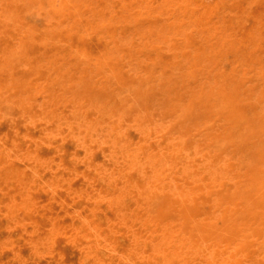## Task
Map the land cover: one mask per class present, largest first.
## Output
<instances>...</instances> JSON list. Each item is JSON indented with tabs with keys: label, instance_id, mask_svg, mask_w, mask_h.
<instances>
[{
	"label": "rangeland",
	"instance_id": "1",
	"mask_svg": "<svg viewBox=\"0 0 264 264\" xmlns=\"http://www.w3.org/2000/svg\"><path fill=\"white\" fill-rule=\"evenodd\" d=\"M64 1L0 0V264H264V0Z\"/></svg>",
	"mask_w": 264,
	"mask_h": 264
},
{
	"label": "bare ground",
	"instance_id": "2",
	"mask_svg": "<svg viewBox=\"0 0 264 264\" xmlns=\"http://www.w3.org/2000/svg\"><path fill=\"white\" fill-rule=\"evenodd\" d=\"M182 1V0H181ZM196 1H198V0H194V1H192L191 0V2H195L196 3ZM202 1V0H201ZM201 1H199V2H201ZM183 2V1H182ZM185 2V1H184ZM183 2V3H184ZM207 2V1H206ZM255 2V1H254ZM53 3V2H52ZM180 3V2H179ZM188 3V2H187ZM190 3V2H189ZM223 3V2H222ZM229 3V2H228ZM64 6L65 7H83V6H90V5H92V3L91 2H88V0H66V1H64ZM182 4V3H181ZM183 5V4H182ZM195 5V4H194ZM200 5H202V3H200ZM199 5V6H200ZM249 5V4H248ZM182 7V6H181ZM194 7V6H193ZM201 7V6H200ZM182 8H186V7H182ZM197 8V7H196ZM248 8V7H247ZM193 9V8H192ZM192 9H190V10H192ZM195 9V8H194ZM134 10V9H133ZM176 10V9H175ZM197 9H195V11H196ZM204 10V9H203ZM206 10H208V9H206ZM230 10V9H229ZM0 11H2V10H0ZM48 11V10H47ZM193 11V10H192ZM190 12V11H189ZM209 12H211L210 11V9H209ZM15 13V12H14ZM57 13V12H56ZM194 13V12H193ZM244 13V12H243ZM13 14V13H12ZM49 14V13H48ZM186 14V13H185ZM197 14V13H196ZM211 14V13H210ZM222 14V13H221ZM252 14V13H251ZM17 15V14H16ZM26 15V14H25ZM191 15V14H190ZM195 15V14H194ZM200 15V14H199ZM15 16V15H14ZM196 16V15H195ZM246 16V15H245ZM186 17V16H185ZM257 17V16H256ZM191 18H192V16H191ZM244 18H246V17H244ZM10 19H11V17H10ZM214 19H216V18H214ZM4 21V20H3ZM5 21H8V19L7 20H5ZM98 23V22H97ZM111 24V23H110ZM97 27H98V24H97ZM256 27V26H255ZM254 27V28H255ZM29 28V27H28ZM169 29V28H168ZM176 29V28H175ZM180 29V28H179ZM189 30V29H188ZM35 31V30H34ZM252 34V33H251ZM170 35V34H169ZM255 35V34H254ZM197 37V36H196ZM48 38H50V37H48ZM46 39V38H45ZM71 41V40H70ZM4 45V44H3ZM152 45V44H151ZM118 47V46H117ZM189 47V46H188ZM226 47V46H225ZM120 48V47H119ZM113 52H115V51H113ZM155 52H157V51H155ZM241 52V51H240ZM86 53H87V49H86ZM18 54V53H17ZM88 55V54H87ZM14 56V55H13ZM180 58V57H179ZM192 60V59H191ZM193 61V60H192ZM222 61V60H221ZM244 61V60H243ZM159 62V61H158ZM160 64V63H159ZM259 64V63H258ZM154 65V64H153ZM257 65V64H256ZM155 66V65H154ZM205 67V66H204ZM262 67V66H261ZM51 68V67H50ZM175 68V67H174ZM143 69V68H142ZM238 69V68H237ZM245 69V68H244ZM31 70V69H30ZM98 70V69H97ZM97 72V71H96ZM36 73V72H35ZM236 73V72H235ZM156 75V74H155ZM157 75H158V73H157ZM248 76V75H247ZM156 77V76H155ZM256 77V76H255ZM231 79V78H230ZM235 79V78H234ZM46 80V79H45ZM227 80V79H226ZM149 81V80H148ZM250 81H251V79H250ZM244 88V87H243ZM260 89V88H259ZM75 91V90H74ZM38 92V91H37ZM185 93V92H184ZM27 94V93H26ZM5 97V96H4ZM141 97V96H140ZM204 98V97H203ZM202 98V99H203ZM137 103V102H136ZM138 104V103H137ZM110 106V105H109ZM180 106V105H179ZM178 106V107H179ZM214 108V107H213ZM258 108V107H257ZM184 110V109H183ZM183 113L181 112V114H179V116H181ZM84 116V115H83ZM116 117V116H115ZM184 117V116H183ZM49 119H51V118H49ZM239 119V118H238ZM136 121V120H135ZM187 121V120H186ZM234 122V121H233ZM236 122V121H235ZM49 123V122H48ZM33 124V123H32ZM142 124V123H141ZM25 125V124H24ZM150 125V124H149ZM237 124H235V126H236ZM181 127H183V126H181ZM149 128V127H148ZM213 128V127H212ZM145 129V128H144ZM235 129V128H234ZM201 130V129H200ZM207 130H208V128H207ZM203 131H204V129H203ZM71 132V131H70ZM207 132V131H206ZM205 132V133H206ZM149 133H150V131H149ZM149 133H148V135H149ZM202 133V132H201ZM202 134H204V132L202 133ZM189 135V134H188ZM55 136H56V133H55ZM90 136H92V135H90ZM159 136V135H158ZM39 139H40V137H39ZM172 139V138H171ZM193 139H194V137H193ZM218 138H216V140H217ZM81 140V139H80ZM173 140V139H172ZM224 141V140H223ZM222 140H221V142H223ZM246 140H244V142H245ZM65 142V141H64ZM146 142V141H145ZM171 142V141H170ZM217 142H220L219 141V139L217 140ZM4 143V142H3ZM171 143H173V142H171ZM216 143V142H215ZM5 144V143H4ZM224 144H226L225 142H224ZM216 145V144H215ZM214 145V146H215ZM6 146V145H5ZM141 146V145H140ZM140 146H139V148H140ZM217 146H220V145H218L217 144ZM133 147V146H132ZM11 148V147H10ZM18 148V147H17ZM138 148V149H139ZM149 148V147H148ZM154 148V147H153ZM173 148V147H172ZM172 148L170 149V150H172ZM218 148V147H217ZM220 148V147H219ZM218 148V149H219ZM86 149V148H85ZM93 149V148H92ZM147 149V148H146ZM88 150V149H87ZM131 150H133V149H131ZM130 150V151H131ZM164 150V149H163ZM169 150V149H168ZM86 151V150H85ZM137 151H139V150H137ZM142 151V150H141ZM157 151V150H156ZM179 151H181V150H179ZM164 153V152H163ZM250 153V152H249ZM249 153H246V154H248V155H250ZM5 154V153H4ZM54 154V153H53ZM55 154H57V153H55ZM8 155V154H7ZM125 155V154H124ZM11 156V155H10ZM45 156V155H44ZM43 156V157H44ZM172 156V155H171ZM14 158V157H13ZM12 159V158H11ZM124 159H125V157H124ZM211 159H213V158H211ZM36 160V159H35ZM60 160V159H59ZM175 160V159H174ZM79 161V160H78ZM125 161V160H124ZM256 161V160H255ZM260 161V160H259ZM58 162V161H57ZM137 162V161H136ZM176 162V161H175ZM9 165V164H8ZM17 165V164H16ZM60 165V164H59ZM175 165V164H174ZM96 166V165H95ZM145 166V165H144ZM195 166V165H194ZM23 167V166H22ZM30 167V166H29ZM187 167V166H186ZM193 167V166H192ZM196 167V166H195ZM8 169H9V167H7ZM20 168V167H19ZM24 168V167H23ZM257 168H259V167H257ZM11 169V168H10ZM18 169V168H17ZM25 169H27L26 168V166H25ZM74 169V168H73ZM77 169V168H76ZM191 169V168H190ZM6 170V169H5ZM55 170V169H54ZM75 170V169H74ZM207 170V169H206ZM12 171V170H11ZM174 171V170H173ZM259 171V170H258ZM258 171H256V172H258ZM5 172V171H4ZM3 172V173H4ZM10 172V171H9ZM210 172V171H209ZM237 172V171H236ZM260 172V171H259ZM258 172V173H259ZM18 173V172H17ZM261 174H262V172H260ZM259 173V174H260ZM193 175V174H192ZM210 175V174H209ZM213 175V174H212ZM237 175H238V173H237ZM241 175V174H240ZM0 176H2V175H0ZM71 177V176H70ZM20 178V177H19ZM73 178V177H72ZM193 178V177H192ZM203 178V177H202ZM29 179V178H28ZM32 179V178H31ZM73 179H75V178H73ZM71 180V179H70ZM70 180H69V182H70ZM7 181V180H6ZM21 181V180H20ZM63 181V180H62ZM36 182V181H35ZM45 182H46V180H45ZM61 182V181H60ZM64 182V181H63ZM72 182V181H71ZM70 182V183H71ZM252 182V181H251ZM47 183V182H46ZM65 183V182H64ZM69 183V184H70ZM1 184V183H0ZM27 185V184H26ZM63 185V184H62ZM137 185V184H136ZM177 185V184H176ZM186 185V184H185ZM57 186H59V183H58V185ZM179 186V185H178ZM250 186V185H249ZM249 186H247V187H249ZM30 187V186H29ZM76 187V186H75ZM139 188H140V186H139ZM178 188V187H177ZM177 188H176V190H177ZM68 189V188H67ZM203 189V188H202ZM248 189V188H247ZM56 190H54V192H55ZM149 191V190H148ZM216 191H218V190H216ZM110 192V191H109ZM164 192V191H163ZM165 193V192H164ZM164 193H162V194H164ZM31 194V193H30ZM55 194V193H54ZM78 194H79V192H78ZM184 194V193H183ZM139 195V194H138ZM176 195V194H175ZM191 195V194H190ZM50 196H51V194H50ZM70 196V195H69ZM75 196V195H74ZM162 197H163V195H161ZM221 196H222V194H221ZM251 196V195H250ZM173 197V196H172ZM187 197V196H186ZM158 199H160L159 198V196L157 197ZM193 198V197H192ZM64 199V198H63ZM77 199V198H76ZM163 199V198H162ZM161 199V200H162ZM246 199V198H245ZM248 199H251L250 197L248 198ZM253 199V198H252ZM54 200V199H53ZM156 200V199H155ZM171 200H172V198H171ZM160 201V200H159ZM158 201V202H159ZM185 201V200H184ZM203 201V200H202ZM237 201V200H236ZM245 201V200H244ZM252 201V200H251ZM251 201H246L247 203H249V202H251ZM153 202H155V201H153ZM152 202V203H153ZM128 203V202H127ZM157 202H155V206L157 205L156 204ZM252 203V202H251ZM160 204V203H159ZM169 204V203H168ZM43 205V204H42ZM251 205H253V204H251ZM44 206V205H43ZM159 206V205H158ZM216 206V205H215ZM239 206V205H238ZM246 206H248V205H246ZM169 207V206H168ZM243 207V206H242ZM50 208V207H49ZM165 208V207H164ZM174 208H176V207H174ZM184 208H186V207H184ZM76 209V208H75ZM139 210V209H138ZM237 210V209H236ZM169 211V210H168ZM196 211V210H195ZM242 212V211H241ZM205 214V213H204ZM237 214V213H236ZM241 214H243V213H241ZM12 215V214H11ZM205 216V215H204ZM85 219H86V217H85ZM157 220V219H156ZM67 223V222H66ZM23 224V223H22ZM82 224H84V222L82 223ZM58 225V224H57ZM44 226V225H43ZM99 228V227H98ZM145 233V232H144ZM149 234V233H148ZM164 234H162V236H163ZM11 238V237H10ZM167 239V238H166ZM32 240V239H31ZM229 240V239H228ZM210 241V240H209ZM154 242V241H153ZM163 242V241H162ZM16 243V242H15ZM3 246V245H2ZM32 246V245H31ZM37 247H39V246H37ZM192 248V247H191ZM5 249V248H4ZM170 249V248H169ZM168 249V250H169ZM49 251V250H48ZM246 252V251H245ZM22 253V252H21ZM197 253H199V252H197ZM228 253V252H227ZM23 254V253H22ZM121 254V253H120ZM24 255V254H23ZM25 256V255H24ZM127 256V255H126ZM242 256V255H241ZM228 263V262H227ZM222 264V263H221ZM226 264V263H225Z\"/></svg>",
	"mask_w": 264,
	"mask_h": 264
}]
</instances>
